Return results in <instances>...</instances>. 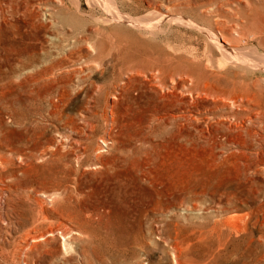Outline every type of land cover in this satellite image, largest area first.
Returning a JSON list of instances; mask_svg holds the SVG:
<instances>
[{"label": "rangeland", "instance_id": "obj_1", "mask_svg": "<svg viewBox=\"0 0 264 264\" xmlns=\"http://www.w3.org/2000/svg\"><path fill=\"white\" fill-rule=\"evenodd\" d=\"M88 1L0 0V264H264V146L197 142L219 128L193 87L219 55L206 29L223 45L264 29V0H155L195 24L152 31ZM115 3L131 17L153 4ZM248 42L264 50V34ZM219 74L264 86L250 67ZM177 104L188 118L168 116Z\"/></svg>", "mask_w": 264, "mask_h": 264}, {"label": "bare ground", "instance_id": "obj_2", "mask_svg": "<svg viewBox=\"0 0 264 264\" xmlns=\"http://www.w3.org/2000/svg\"><path fill=\"white\" fill-rule=\"evenodd\" d=\"M89 1H91L92 4H99L100 6L104 7V16L100 17L102 21H125L129 22L133 26L150 31L158 27L157 24L161 21H166L167 23L183 22L191 25L195 24L193 20L183 16L182 14L170 11L167 3H154L153 1L155 0H149L153 3L152 5H150V12L137 17H131L126 13H122L117 8L115 0ZM206 33L209 41L218 48L219 55L215 56L211 53L207 55V69L210 71V74L203 78H200V81L196 84L193 83L194 89L198 93H200L196 95L209 97V99H207V101L205 102V105L202 106V110H198L197 108L195 113H197L198 115L200 114L201 118L203 119H207V116L210 115L213 116L212 118L214 119L215 123H217L219 130L210 135H195V140L197 142L207 143L208 141H216L217 137L219 136L223 138V143H236L240 147H236L235 149L242 153L244 151L250 152L257 144L260 146H264V140L260 137V134L256 129V125H254V119L258 117H264V111L258 103V99H262L261 92H264V86L257 87V80H254L251 82V87L245 86L244 88L228 89L222 86L221 79H219V71L225 69L228 66H235L242 69L250 67L251 72H254L256 70L261 71L262 76L260 80L264 85V50H262L261 46L257 43L253 44L248 42L256 35L264 34V29L250 33H242L238 35L236 39H234V43H232L229 38H223V34L220 33L222 40L229 43L227 45H223L221 40L219 41L217 39L210 28L206 29ZM241 40L243 41L242 44L240 43ZM186 73L187 74H185V77L181 76L180 78L190 81L189 78H187L189 77L190 73ZM163 80H165L164 77ZM169 81H172V83H174L173 80L169 79ZM184 86L185 85H181L180 87L183 88ZM151 87L155 91H158V93L163 97L176 95L174 92L164 91L162 87H155L154 83H152ZM188 88L192 92L194 91L192 87ZM177 89L178 88H176L175 86L176 91ZM161 96H159V98H161ZM181 101L184 103L182 99ZM179 107V104H177V106H175L174 108L167 107V110L169 111L168 116H170L172 120H175L179 117L188 118L185 117V115L176 114V108ZM218 109L223 111L216 112V110ZM187 115L190 116L191 114L188 113ZM156 118H158V121H162L163 119L162 116H156ZM165 123L169 122L165 121ZM195 126H197V131L203 130L200 125ZM173 127L176 129L178 134L184 130V125L179 122H175L173 124ZM186 132L187 134H190V132ZM247 137L248 143L246 144L244 140L247 141ZM99 142L100 145L98 143L97 147L99 151H104L110 143V141L102 137H100ZM262 151L264 152V149ZM261 166L264 169V164ZM240 219L241 217L239 215L233 214L227 218V221L239 225Z\"/></svg>", "mask_w": 264, "mask_h": 264}]
</instances>
